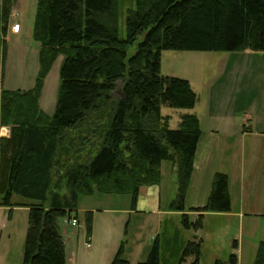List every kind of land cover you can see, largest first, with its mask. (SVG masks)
Segmentation results:
<instances>
[{"label": "trees", "instance_id": "16d2710c", "mask_svg": "<svg viewBox=\"0 0 264 264\" xmlns=\"http://www.w3.org/2000/svg\"><path fill=\"white\" fill-rule=\"evenodd\" d=\"M14 1L3 0L4 24ZM119 18L118 0H38L36 85L0 93V124L10 127V136L0 140V206H13L14 195L30 201L23 264H67L59 221H78L80 197L130 195L135 205L141 187L160 183L163 161L172 162L179 182L171 209L185 211L200 122L184 114L173 129L161 106L193 109L197 94L188 80L161 74L162 52L264 51V0H136L126 37ZM6 52L3 39V58ZM61 55L56 109L49 117L40 97ZM196 211L195 223L182 216L185 227H202L206 212L231 211L226 173L215 175L206 206ZM85 224L90 238L92 212ZM123 252L122 246L112 264H131ZM201 253L200 242H189L172 264L189 256L200 264ZM139 264H165L158 241ZM229 264H236L235 255ZM254 264H264V242Z\"/></svg>", "mask_w": 264, "mask_h": 264}, {"label": "crops", "instance_id": "0c3cea01", "mask_svg": "<svg viewBox=\"0 0 264 264\" xmlns=\"http://www.w3.org/2000/svg\"><path fill=\"white\" fill-rule=\"evenodd\" d=\"M37 6L38 0H17L4 24L3 0H0V34L6 43L8 40L23 42L31 38L34 41ZM19 15L23 18L20 22L15 19ZM17 23L20 24V30L14 32L12 28ZM37 45L40 47L39 43ZM196 94L195 107L178 112L176 122L179 127L182 115L194 114L198 117L201 128L185 196V211L171 209L178 194L179 182L172 162L163 161L160 183L141 187L135 205L132 204L130 195H109V199L114 201L110 206L78 205L77 227L71 225L70 232L63 229L67 264H112L122 246L123 257L131 264H139L145 261L133 263V258H148L155 241L160 244L161 252L166 248L171 253L169 257L177 261L189 242H200L202 252L205 239L200 235L207 228L209 218L215 217L238 222L231 236L232 241L228 243L232 246L231 254L236 256V264L255 263L259 246L264 242V94L245 98L240 93ZM43 106L42 93L40 108L51 117L56 106L45 105V109ZM161 114L169 119L172 128L170 114L164 115L162 109ZM2 128L0 124V130ZM4 129L0 131V140L10 136V127L5 126ZM218 172L228 175L231 211L206 212L202 227L183 228V215H187L191 223L197 221L201 213L196 209L206 206ZM164 194L166 200L163 199ZM93 197L94 195L90 196L91 199ZM29 203V200L14 195L13 206H0V264H11L10 260L13 258L16 261L12 264H23L25 242L22 249L18 245V251L14 252L15 230L18 228V220L28 217V226L23 227L22 234L28 232ZM17 204L22 205L15 206ZM80 212L84 215L87 212L93 213V232L90 238L87 237L86 230L83 233L79 230ZM129 232L132 233V238H128ZM71 236L77 237L76 249H72ZM193 259L194 256H189L184 262L192 264Z\"/></svg>", "mask_w": 264, "mask_h": 264}, {"label": "rangeland", "instance_id": "374dc122", "mask_svg": "<svg viewBox=\"0 0 264 264\" xmlns=\"http://www.w3.org/2000/svg\"><path fill=\"white\" fill-rule=\"evenodd\" d=\"M17 0L14 1V4ZM119 1V29L120 35L126 37V18L128 11L135 7L136 0H118ZM13 4V5H14ZM17 21H21V16H16ZM19 24V23H17ZM2 33V25L0 27ZM34 39V38H33ZM31 41V42H30ZM32 38L23 42L8 40L5 58H3V35L0 34V93L6 89H19L29 91L36 85V80L40 71V47ZM23 44V45H20ZM22 47H24L22 50ZM136 51V46H132L129 50V56ZM24 52L26 55H24ZM63 61V56H59L49 74L45 79L43 89V108L47 106H56L59 82H60V67ZM161 74L163 76H172L186 79L190 82L193 90L199 92V95L204 93L217 94L227 93V95L237 93L241 94L242 98L250 95L264 94V51H180V50H165L161 57ZM120 84V83H119ZM121 86V84L119 85ZM119 89L114 94L119 96ZM1 107V103H0ZM164 115L170 114L172 128H177L176 122L182 109L172 108L167 105L161 106ZM5 126L1 130L4 129ZM0 130V131H1ZM1 133V132H0ZM165 171V168H163ZM62 172L60 176H62ZM166 183L164 182V185ZM166 186V185H165ZM62 193L66 192L65 181L62 182ZM22 199H25L21 197ZM109 194H95L91 199L90 196L80 198L79 206H110L114 201L109 199ZM115 198V197H113ZM166 200V194L163 195ZM28 200V199H25ZM115 200V199H114ZM17 204L15 206H21ZM85 215L80 212L81 233L85 232ZM83 220V224L82 223ZM18 228L15 230L16 248L18 245L22 249L23 243L26 241L27 232L22 234L23 227L28 226V217L18 220ZM61 227L71 231V224L67 218H61L59 221ZM237 221H226L225 218L215 217L209 218L206 223L207 228L201 233V237L205 239L202 243V257L200 264H229L232 251L231 236L237 227ZM181 226L186 228L181 220ZM28 230V229H27ZM26 230V231H27ZM26 233V234H25ZM132 238V233L129 232V237ZM72 238V249L77 247V237ZM25 248V243H24ZM71 248V247H70ZM162 253V259L165 264H172L175 259H169V250L165 248ZM178 253V252H176ZM133 263L146 261V256L133 258ZM11 264L16 261L11 259ZM219 261V262H218ZM182 264H187L182 262ZM247 264V263H245Z\"/></svg>", "mask_w": 264, "mask_h": 264}, {"label": "built area", "instance_id": "2783aa9c", "mask_svg": "<svg viewBox=\"0 0 264 264\" xmlns=\"http://www.w3.org/2000/svg\"><path fill=\"white\" fill-rule=\"evenodd\" d=\"M13 31L14 32H19V30H20V24H15L14 26H13ZM72 226H74V227H76L77 225H78V223H77V221L76 220H72V221H70L69 222Z\"/></svg>", "mask_w": 264, "mask_h": 264}, {"label": "water", "instance_id": "95a60500", "mask_svg": "<svg viewBox=\"0 0 264 264\" xmlns=\"http://www.w3.org/2000/svg\"><path fill=\"white\" fill-rule=\"evenodd\" d=\"M119 93H121V91L119 90Z\"/></svg>", "mask_w": 264, "mask_h": 264}]
</instances>
